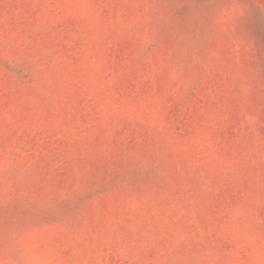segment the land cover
Instances as JSON below:
<instances>
[{
	"label": "rangeland",
	"instance_id": "obj_1",
	"mask_svg": "<svg viewBox=\"0 0 264 264\" xmlns=\"http://www.w3.org/2000/svg\"><path fill=\"white\" fill-rule=\"evenodd\" d=\"M0 264H264V0H0Z\"/></svg>",
	"mask_w": 264,
	"mask_h": 264
}]
</instances>
